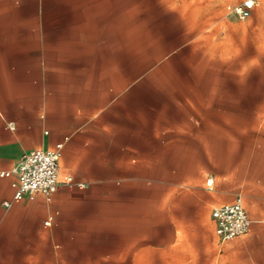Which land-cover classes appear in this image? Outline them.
<instances>
[{"label": "crops", "instance_id": "0c3cea01", "mask_svg": "<svg viewBox=\"0 0 264 264\" xmlns=\"http://www.w3.org/2000/svg\"><path fill=\"white\" fill-rule=\"evenodd\" d=\"M2 1L11 5L0 12V172L23 152L61 143L60 177L84 187L62 185L49 202L16 201L13 178H0V264H61L63 250L142 240L134 194L142 178L159 176L154 248H175L183 233L184 254L200 250V264H264V91L256 96L254 72H239L238 53L218 35L225 7L239 1L223 12H167L174 0L170 8L154 0V30L136 72L85 51L78 29L70 45H49L41 12L36 24L31 12L15 14V2L40 0ZM161 2L165 12L156 11ZM249 19L247 48L257 33L264 49V0ZM229 28L237 45L238 28ZM236 196L250 227L222 244L211 212Z\"/></svg>", "mask_w": 264, "mask_h": 264}, {"label": "rangeland", "instance_id": "374dc122", "mask_svg": "<svg viewBox=\"0 0 264 264\" xmlns=\"http://www.w3.org/2000/svg\"><path fill=\"white\" fill-rule=\"evenodd\" d=\"M229 0H174V10L167 12H223V6ZM241 1V0H238ZM206 3V4H205ZM169 8L171 0L167 1ZM11 2L0 0V12H4ZM154 0H109V1H85V0H40L30 2H15V14H27L31 12L32 24H36L38 14L41 12L42 23L48 27L46 41L49 45L63 41L64 45H70L76 39V30L88 42L85 51L104 53L114 63L120 58L127 72H136L140 65L142 55L146 53L151 40V31L154 30ZM166 3H159L157 12H165ZM225 16V15H224ZM249 20L239 21L236 18L225 16L220 21L221 34L224 41V49L232 45L233 53H238L239 72L255 74L254 90L256 96L264 91V49L259 48L261 34L256 33L255 48H247L246 26ZM62 28V32L54 33L53 27ZM230 26H236L238 37L237 45L230 41ZM59 31V30H58ZM233 35V36H234ZM259 37V39H257ZM226 40V41H225ZM104 42V44H103ZM71 51L70 49L65 50ZM66 57V55H65ZM252 59L254 66L252 67ZM249 65V67H248ZM181 71H187L183 68ZM194 163H197L195 161ZM180 166L182 161H176ZM181 172V171H179ZM164 177L142 178V187L136 196L137 212L142 219V240L119 241L110 239L104 241L109 249L100 250H63L61 264H200V250L192 252V255L184 254L183 233L178 235L175 248H154V181ZM182 176H176L175 181L180 182ZM130 196H133L130 194ZM126 210H133L134 201L127 200ZM110 238L115 234L106 235ZM186 253H188V249ZM76 253V254H74ZM104 253V255H103ZM89 254V255H87ZM191 257V259L189 258Z\"/></svg>", "mask_w": 264, "mask_h": 264}, {"label": "built area", "instance_id": "2783aa9c", "mask_svg": "<svg viewBox=\"0 0 264 264\" xmlns=\"http://www.w3.org/2000/svg\"><path fill=\"white\" fill-rule=\"evenodd\" d=\"M257 6L258 0H241L235 4H228L225 10L230 17L246 21L250 12ZM61 150L62 144L59 143L52 149H33L23 152L12 168L0 172V178H13L11 186L14 190V200L18 201L24 197L32 199L40 195L49 202L62 185L67 188L84 187L83 184L76 183L71 176L60 177ZM211 183V178H208L207 187ZM4 206L8 207L9 203L5 202ZM211 216L215 234L222 244L245 234L251 223L240 196H236L232 202L215 207ZM52 218V216L48 217L46 226L50 225Z\"/></svg>", "mask_w": 264, "mask_h": 264}]
</instances>
